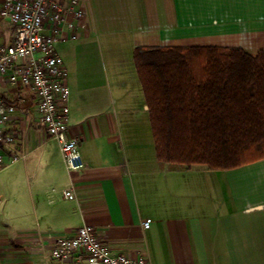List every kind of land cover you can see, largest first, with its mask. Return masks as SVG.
Masks as SVG:
<instances>
[{
	"label": "crops",
	"instance_id": "obj_1",
	"mask_svg": "<svg viewBox=\"0 0 264 264\" xmlns=\"http://www.w3.org/2000/svg\"><path fill=\"white\" fill-rule=\"evenodd\" d=\"M80 1L77 38L56 49L68 72L67 134L85 166L68 170L34 113L18 112L23 161L0 172V264H83L51 257L56 239L83 224L112 252L150 264H264V159L229 170L161 165L133 61L137 46L256 54L264 0ZM12 36L0 20V43Z\"/></svg>",
	"mask_w": 264,
	"mask_h": 264
},
{
	"label": "trees",
	"instance_id": "obj_2",
	"mask_svg": "<svg viewBox=\"0 0 264 264\" xmlns=\"http://www.w3.org/2000/svg\"><path fill=\"white\" fill-rule=\"evenodd\" d=\"M156 158L172 170L264 159V47L137 46Z\"/></svg>",
	"mask_w": 264,
	"mask_h": 264
},
{
	"label": "built area",
	"instance_id": "obj_3",
	"mask_svg": "<svg viewBox=\"0 0 264 264\" xmlns=\"http://www.w3.org/2000/svg\"><path fill=\"white\" fill-rule=\"evenodd\" d=\"M83 18L80 0H2L0 20L12 25L13 36L0 43V172L22 156L14 148L18 112L34 113L37 126L59 143L68 170L85 166L78 140L67 134L68 72L56 49L58 42L77 38ZM63 193L73 196L70 189ZM142 225L149 228L150 222ZM51 257H73L83 264H150L145 255L112 252L88 224L58 237Z\"/></svg>",
	"mask_w": 264,
	"mask_h": 264
},
{
	"label": "rangeland",
	"instance_id": "obj_4",
	"mask_svg": "<svg viewBox=\"0 0 264 264\" xmlns=\"http://www.w3.org/2000/svg\"><path fill=\"white\" fill-rule=\"evenodd\" d=\"M8 40H9L8 42H11L12 39L9 38ZM22 159H23V158H20V159L17 161V163L20 164V162L23 161Z\"/></svg>",
	"mask_w": 264,
	"mask_h": 264
}]
</instances>
